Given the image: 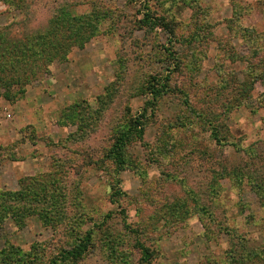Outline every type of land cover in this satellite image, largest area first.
I'll list each match as a JSON object with an SVG mask.
<instances>
[{
  "label": "rangeland",
  "instance_id": "374dc122",
  "mask_svg": "<svg viewBox=\"0 0 264 264\" xmlns=\"http://www.w3.org/2000/svg\"><path fill=\"white\" fill-rule=\"evenodd\" d=\"M147 1L64 3L82 17V23L92 15L98 19L94 36L86 35L84 48H73L66 62L57 61L48 71L43 70L26 86L24 97L15 103L0 99V188L18 192L26 178L48 180L57 174L66 179L70 191L67 219L58 229L44 226L37 214L30 215L23 227L12 217L1 220L0 253L10 246L18 247L22 261L30 257L28 264H34L31 261L35 258L38 264L57 259L56 264H143L137 246L140 241L156 251L154 264H229V251H234L237 259L241 254L228 235H216L217 224L222 223L249 240L248 246L255 251L263 250L248 264H264V206L248 180L240 185L222 180L223 190L212 202L209 196L200 198V203L203 200L212 208L215 223L196 211L187 191L207 188L204 181L199 183L204 173H196L198 165L203 168L205 164L190 155L194 147L222 156L210 158L207 169L220 168L217 162L237 164L243 158V152L235 151L232 145L220 150L199 117L223 114L225 105L240 94L241 83L245 89L253 83V89L229 114L231 140H240L244 146L264 144V81L242 74L248 63L228 58L235 53L250 57L243 45L244 38H249L236 33V5L243 7L239 25L254 35L263 34L264 0H151L159 14L178 21L179 39L199 25L201 36H205L199 45L174 40L180 63L170 75L167 64L161 62L165 59L161 41L167 43V35L159 36L140 24ZM33 5L37 20L27 24L26 12ZM48 8L36 0H15L11 7L0 0V32L11 30L10 36L16 39L45 28L57 11ZM158 74L169 76L175 92L161 100V110L146 124L143 138L128 148L130 167L116 176L112 160L103 156L114 141L115 129L151 99L145 92ZM226 83L228 89L222 87ZM118 86L123 88L105 122L96 132L87 130L88 138L77 139L79 125L86 127L89 112ZM76 105L73 123L69 108ZM178 118L183 126H170ZM89 123H94L93 118ZM161 138L170 139L169 144H162ZM165 153L170 157H162ZM115 178L122 194L114 198ZM179 201L188 204L185 208L192 210L191 216L169 217V212L183 211V206L176 205ZM88 232L92 234L91 245L82 261L59 260L64 250L76 246ZM2 264L19 263L8 259Z\"/></svg>",
  "mask_w": 264,
  "mask_h": 264
},
{
  "label": "trees",
  "instance_id": "16d2710c",
  "mask_svg": "<svg viewBox=\"0 0 264 264\" xmlns=\"http://www.w3.org/2000/svg\"><path fill=\"white\" fill-rule=\"evenodd\" d=\"M8 5L13 6L15 0H2ZM43 5V7H49L50 9H57L55 14L50 20H48L47 26L40 30H34L26 32L21 37L14 39L10 35V31L0 32V99L4 98L6 101L15 103L20 98L24 97L26 93V86L31 84L38 78L40 73L48 68L55 62H66L68 55L72 52L73 48L78 47L84 48L83 39L87 35L88 37L94 36L97 31L99 21L97 18L87 16L88 19L82 23L78 17L73 14L64 3H68L71 0H36ZM83 1V0H81ZM157 1V0H156ZM185 1V0H184ZM188 3V2H184ZM27 6V5H26ZM62 6V7H61ZM240 7V10L237 8ZM30 8V7H28ZM243 7L236 5L235 16L237 17L236 33L239 35L246 34L244 38V46L250 51L247 56H239L238 54H229L228 58H232L236 62L248 63L247 68L242 70V74L250 75L253 81H264V33L254 35L253 32L242 28L239 25V21L243 17ZM157 4L154 1H147L144 8L141 11L142 18L140 24H143V28L148 27L151 30L158 32L159 36L161 33L167 35V43L161 41V46L165 52V59L161 60L162 65L167 64L166 73L170 75L179 68L180 59L177 57V53L174 49V40H184L183 42L199 45L203 42L205 36H201L202 26H197L193 32L182 36L181 39L178 35V21H172L168 19V16L159 14ZM29 11V12H28ZM26 12V23L29 21L37 20L34 18L36 7L33 5L32 8ZM85 17V18H87ZM84 18V17H83ZM229 28V26H228ZM234 27H230L233 29ZM253 34V37H252ZM199 43V44H198ZM195 45V46H196ZM263 50V51H262ZM182 63V61H181ZM152 82L146 89V95L151 96V99L146 102L145 106L133 117L128 118L126 122L115 129L114 141L111 147L106 151L103 158L112 160L116 176L118 173L124 171L130 167L131 160L128 154V148L132 145L133 141L142 139L145 132V127L148 121L154 119L155 113L161 110L160 102L169 93L175 92L171 88L169 76L165 77L161 74L154 75ZM239 79H235L237 82ZM242 84V83H241ZM240 86V94L233 98V103L229 102L225 105V110L219 116H208L206 119L203 115H200V122L208 128L210 132L211 140L219 147L220 150L226 148V146H234L235 151L239 153L243 152V158L237 164H230L225 162H217L220 168L213 167L211 169L206 168L207 161L210 158L222 157L217 154L211 153L206 149H202L199 146L194 147L191 150L190 155L198 157L200 163L205 164L202 168V164H199L200 170H196L202 174L199 183L204 181L207 184L206 190L200 189L196 191L192 188L188 189V193L192 196L195 201L196 211L203 212V215H208V219L211 223H215L216 216L211 207L206 203H200L201 197L209 196L210 201H213L214 197H218L222 192V186L220 181L230 179L234 185H240L244 181L248 180L252 184L256 193L261 198V202L264 206V144L262 142H255L251 145L244 146L242 141H232L230 137V122L229 114L236 108H239L242 99H248L250 91L253 89V83L245 89V84ZM229 83L222 85L227 87ZM124 87V85H123ZM122 87V88H123ZM122 88L114 89L109 91L106 97H102L98 103V108L93 112H89L88 119L86 120V127L79 125L77 139L83 140L89 135V129L96 130L100 124L104 123L109 116L112 107L114 106V100L119 95ZM180 89V88H179ZM228 89V87H227ZM181 93V91H179ZM188 102V101H187ZM70 112L74 114L70 119L74 122L76 111L78 110L77 105L69 108ZM192 110V109H190ZM74 112V113H73ZM154 114V116H153ZM93 118L94 123H89V119ZM95 124V125H94ZM170 126L182 127L183 124L179 118L176 122L171 123ZM101 127V126H100ZM171 133V134H170ZM168 135L172 136V132ZM89 137V136H88ZM87 137V138H88ZM170 138V137H169ZM167 138H161V143L165 145L169 144ZM167 147V146H166ZM175 146L173 145V149ZM177 148L175 149V151ZM219 150V151H220ZM170 153V152H168ZM162 155V157H170V155ZM223 155V154H221ZM173 157V155H171ZM196 157L193 159L196 160ZM102 158V159H103ZM101 161V159H100ZM194 165V164H193ZM177 178L176 176H173ZM210 181L208 182V179ZM115 185H113L114 193L112 196L118 197L122 194V191L118 188L119 181L115 178ZM70 193L66 179L62 176L52 175L48 180L45 178L33 177L26 178L21 182V190L18 192L5 191L0 188V224L3 220L9 217L14 218L16 225L19 227L25 226V221L30 215H38L41 218L44 226L56 229L66 221V208L68 203V194ZM180 204L177 202V206H183V211L178 210L177 212H169V217L179 219L181 216L186 218L193 214L192 210H188L185 201ZM31 203V204H29ZM179 204V205H178ZM174 204H171L173 207ZM2 220V221H1ZM174 224H172L173 226ZM218 232L216 235H228L230 241L234 247H239L241 257L239 259L234 256V251H229L228 256L230 259L229 264H248L250 261L255 259L258 253H262L263 250H258L249 247V240L239 234H235L232 229L222 223H218ZM171 226V228H172ZM207 227V226H206ZM170 228V227H169ZM168 228V229H169ZM170 228V229H171ZM58 229V228H57ZM167 229V230H168ZM92 240L91 232H88L83 240H81L76 246H72L70 249L64 250L62 257H59L61 261L70 260L74 263H78L83 260L85 254L89 251ZM139 249L141 250V262L143 264H154L156 258V251L150 247L145 246L143 242H138ZM238 251V252H239ZM234 254V255H233ZM21 250L18 247L10 246L0 253V264L6 262L8 259H16L19 264H28V261H22ZM27 256V255H26ZM251 257H255L252 258ZM58 260V259H57ZM57 260L51 264H56ZM34 264H38L39 261L35 258L32 260ZM41 264V263H40Z\"/></svg>",
  "mask_w": 264,
  "mask_h": 264
}]
</instances>
